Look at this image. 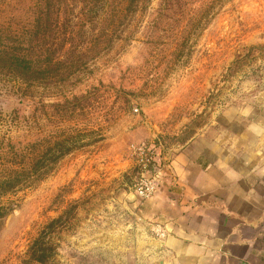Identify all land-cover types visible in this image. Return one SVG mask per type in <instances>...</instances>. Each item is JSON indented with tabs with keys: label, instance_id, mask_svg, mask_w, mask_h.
<instances>
[{
	"label": "rangeland",
	"instance_id": "374dc122",
	"mask_svg": "<svg viewBox=\"0 0 264 264\" xmlns=\"http://www.w3.org/2000/svg\"><path fill=\"white\" fill-rule=\"evenodd\" d=\"M50 3L74 29L97 3L98 39L65 77L0 73V264H135L139 183L264 124V0H0V28Z\"/></svg>",
	"mask_w": 264,
	"mask_h": 264
},
{
	"label": "crops",
	"instance_id": "0c3cea01",
	"mask_svg": "<svg viewBox=\"0 0 264 264\" xmlns=\"http://www.w3.org/2000/svg\"><path fill=\"white\" fill-rule=\"evenodd\" d=\"M261 125L247 129L251 139L195 138L166 163L139 202L135 264H264Z\"/></svg>",
	"mask_w": 264,
	"mask_h": 264
},
{
	"label": "trees",
	"instance_id": "16d2710c",
	"mask_svg": "<svg viewBox=\"0 0 264 264\" xmlns=\"http://www.w3.org/2000/svg\"><path fill=\"white\" fill-rule=\"evenodd\" d=\"M86 5V9L82 11L87 19L79 22V29L72 28L77 18L68 15V7L61 8L51 3L44 5V10L37 13L30 29L23 27L21 35L7 33L0 28V73H6L5 75L30 87L31 80H34L36 74L40 79L49 71L53 72L52 78H57L60 73L65 77L71 68H77V65L81 64V59L85 57V54L75 53L84 45V42L81 44L76 42L78 30L81 34L80 40L87 32L95 36L91 27L98 20L95 19L97 3ZM65 46L68 48L63 50ZM56 52H60V59L54 60Z\"/></svg>",
	"mask_w": 264,
	"mask_h": 264
},
{
	"label": "built area",
	"instance_id": "2783aa9c",
	"mask_svg": "<svg viewBox=\"0 0 264 264\" xmlns=\"http://www.w3.org/2000/svg\"><path fill=\"white\" fill-rule=\"evenodd\" d=\"M157 190V184L154 179L147 180L139 183L138 189L136 190V196L140 200L148 199L151 197Z\"/></svg>",
	"mask_w": 264,
	"mask_h": 264
}]
</instances>
